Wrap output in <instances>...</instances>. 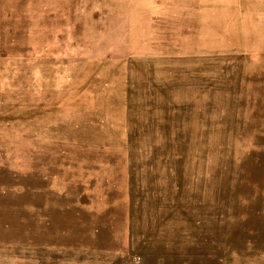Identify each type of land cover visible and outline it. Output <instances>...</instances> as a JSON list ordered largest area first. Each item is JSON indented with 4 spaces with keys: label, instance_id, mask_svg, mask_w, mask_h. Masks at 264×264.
<instances>
[{
    "label": "rangeland",
    "instance_id": "obj_1",
    "mask_svg": "<svg viewBox=\"0 0 264 264\" xmlns=\"http://www.w3.org/2000/svg\"><path fill=\"white\" fill-rule=\"evenodd\" d=\"M0 264H264V0H0Z\"/></svg>",
    "mask_w": 264,
    "mask_h": 264
}]
</instances>
